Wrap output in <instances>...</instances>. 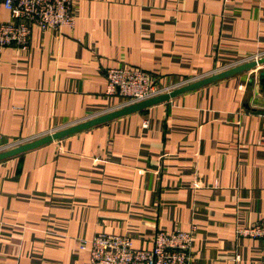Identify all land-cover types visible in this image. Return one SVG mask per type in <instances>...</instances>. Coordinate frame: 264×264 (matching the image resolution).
Returning a JSON list of instances; mask_svg holds the SVG:
<instances>
[{"label":"crops","instance_id":"crops-1","mask_svg":"<svg viewBox=\"0 0 264 264\" xmlns=\"http://www.w3.org/2000/svg\"><path fill=\"white\" fill-rule=\"evenodd\" d=\"M71 11L72 26L33 27L25 49L0 52V151L120 108L108 68L165 88L264 55V0H72ZM261 69L0 161V264H90L80 241L98 232L151 248L156 231L192 226L193 264H264V240L237 233L264 219Z\"/></svg>","mask_w":264,"mask_h":264},{"label":"built area","instance_id":"built-area-1","mask_svg":"<svg viewBox=\"0 0 264 264\" xmlns=\"http://www.w3.org/2000/svg\"><path fill=\"white\" fill-rule=\"evenodd\" d=\"M71 4L72 0H0V52L9 47L25 49L33 27L59 30L72 26ZM2 10L7 13L5 19ZM105 75L106 94L130 97L126 103L158 94L153 91V78L140 68L111 67ZM237 233L264 240V219L239 228ZM193 234L194 226L189 230H158L151 248H136L127 235L100 232L82 239L80 247L89 248L90 264H193Z\"/></svg>","mask_w":264,"mask_h":264},{"label":"water","instance_id":"water-1","mask_svg":"<svg viewBox=\"0 0 264 264\" xmlns=\"http://www.w3.org/2000/svg\"><path fill=\"white\" fill-rule=\"evenodd\" d=\"M264 64V56L259 57L258 59L246 61L237 65H234L232 67H229L227 69L218 71L216 73H213L211 75H208L206 77H202L200 79H197L193 82H189L187 84H184L182 86L176 87L170 91L159 93L153 96H150L146 99L132 102L130 104H125L121 106L120 108L114 109L112 111L103 113L101 115H97L95 117H91L89 119H86L84 121H81L79 123H75L72 125H69L67 127H64L62 129H58L55 131H52L48 134H45L41 137L35 138L30 141H26L23 143H20L14 147H11L6 150L0 151V161L5 160L7 158L16 156L18 154L24 153L29 150H33L35 148H38L44 144H47L52 141L59 140L63 137L78 133L80 131L89 129L93 126H97L102 123H106L110 120H113L118 117H122L128 114H132L135 112L142 111L150 106H153L157 103L168 101L171 98H174L175 96L200 88L204 85L216 82L218 80L234 76L236 74H239L243 71H248L250 69H253L259 65ZM260 82L264 86V69H261L260 73Z\"/></svg>","mask_w":264,"mask_h":264},{"label":"rangeland","instance_id":"rangeland-1","mask_svg":"<svg viewBox=\"0 0 264 264\" xmlns=\"http://www.w3.org/2000/svg\"><path fill=\"white\" fill-rule=\"evenodd\" d=\"M262 56H264V55H262ZM262 56H259V57H262ZM259 57H253V59H251V60H254V59H258ZM247 61H250V60H247ZM244 62H246V61H244ZM243 63V62H242ZM238 64H240V63H238ZM234 66V65H233ZM230 67H232V66H230ZM128 68H130V67H128ZM227 68H229V67H227ZM226 68V69H227ZM143 70V69H142ZM224 70V69H223ZM143 71H145V70H143ZM146 73H148L147 71H145ZM149 75H150V77H151V79L153 78V80H152V85H153V88L155 89V90H153V91H157V93L159 94V93H162L161 91H164L165 89L168 91H170V90H172L173 88H176V87H179V86H182V85H184V84H187V83H189V82H193V81H195V80H197V79H192V80H189V81H187L186 83H184V84H182V85H175V86H173V87H159L158 85H157V83H156V80L154 79V77L150 74V73H148ZM199 79V78H198ZM156 95V94H155ZM111 96H117V95H111ZM117 97H119V98H121V99H123V105H125V104H130V103H132V102H130V103H126V101L127 100H129L130 99V97H128V96H126V97H121V96H117ZM122 105V106H123ZM144 121H147V120H144ZM143 123V122H142ZM98 233H100V232H98ZM97 234V233H96ZM96 234H94V235H96ZM91 238V237H90ZM89 239V238H88ZM82 240V239H81ZM80 247V246H79ZM81 248V247H80ZM82 249V248H81ZM85 250H87L88 251V255H89V248H86ZM89 263H90V260H89Z\"/></svg>","mask_w":264,"mask_h":264}]
</instances>
